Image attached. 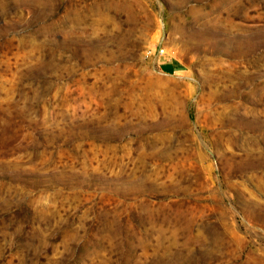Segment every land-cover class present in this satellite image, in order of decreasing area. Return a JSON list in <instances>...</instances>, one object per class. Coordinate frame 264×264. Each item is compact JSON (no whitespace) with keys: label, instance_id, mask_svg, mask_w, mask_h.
I'll return each mask as SVG.
<instances>
[{"label":"rangeland","instance_id":"374dc122","mask_svg":"<svg viewBox=\"0 0 264 264\" xmlns=\"http://www.w3.org/2000/svg\"><path fill=\"white\" fill-rule=\"evenodd\" d=\"M0 264H264V0H0Z\"/></svg>","mask_w":264,"mask_h":264},{"label":"crops","instance_id":"0c3cea01","mask_svg":"<svg viewBox=\"0 0 264 264\" xmlns=\"http://www.w3.org/2000/svg\"><path fill=\"white\" fill-rule=\"evenodd\" d=\"M170 62H172V60H171V61H169L168 63H170Z\"/></svg>","mask_w":264,"mask_h":264}]
</instances>
